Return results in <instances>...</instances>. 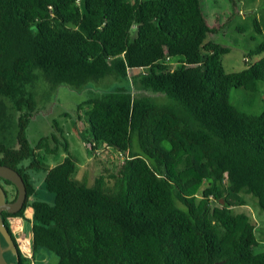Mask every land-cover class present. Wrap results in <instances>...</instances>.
I'll use <instances>...</instances> for the list:
<instances>
[{
    "label": "trees",
    "instance_id": "1",
    "mask_svg": "<svg viewBox=\"0 0 264 264\" xmlns=\"http://www.w3.org/2000/svg\"><path fill=\"white\" fill-rule=\"evenodd\" d=\"M215 30L201 0H0V163L18 169L28 190L3 217L17 245L9 217L31 222L36 264H47L45 252L57 256L50 264H264L254 222L234 209L250 194L264 211V111L230 100L233 87L259 91L264 54L227 71L230 48ZM263 52L264 42L248 57ZM129 68L167 100L120 86L78 105L90 152L101 143L119 150L120 168L77 178L66 137L64 159L46 163L27 132L37 94L129 77ZM40 168L51 201L35 195L29 170ZM0 179L16 199L17 186ZM211 197L227 200L212 207ZM18 249L20 264H31Z\"/></svg>",
    "mask_w": 264,
    "mask_h": 264
},
{
    "label": "rangeland",
    "instance_id": "2",
    "mask_svg": "<svg viewBox=\"0 0 264 264\" xmlns=\"http://www.w3.org/2000/svg\"><path fill=\"white\" fill-rule=\"evenodd\" d=\"M201 2L209 24L216 29L212 33L213 38L230 48L229 52L222 55L227 71L241 70L249 63H254L261 58L264 52L253 53L249 57L248 54L259 43L264 42V0H201ZM256 18L261 31L256 27ZM175 65L176 63H172V66ZM141 72L142 69L140 68H129V77L111 78L101 84L90 83L81 90L60 85L56 93L49 97L37 94L40 110L32 118L27 132L32 145L35 148L40 146L37 150L40 154L45 155L44 161L54 165L64 159L67 155L63 146L64 137H66L70 151L78 160L77 178L87 177L92 182L97 174L106 173L107 167L116 172L123 163L125 155L104 143L94 149L93 153L90 152L89 144L82 134V129L86 123L85 114L83 110L78 112V105L92 92H101L120 86L129 87L135 95L145 93L159 101H166L167 97L164 94L142 87L140 81L135 78ZM259 83L260 87L257 92L246 90L241 86L233 87L230 100L240 104L251 113L264 111V81ZM43 136H47V139L39 144ZM29 162L30 160H26L24 164L27 165ZM29 172L36 186L37 193L35 195L51 201L54 193L49 192L45 187L46 170L44 168L30 169ZM5 186L9 187L8 185ZM225 196L232 203L237 199L236 195L226 193ZM242 197L246 203L236 205L234 209L237 212H246L250 215L260 238V244L256 247V251L263 250L264 211L261 210L257 199L252 195L243 194ZM226 198L211 197L212 207L225 203ZM25 215L31 218V209L27 208ZM29 223L31 222L24 219L25 230L31 228ZM50 256V263L57 261L55 254L50 253ZM45 263L50 264L49 262Z\"/></svg>",
    "mask_w": 264,
    "mask_h": 264
},
{
    "label": "water",
    "instance_id": "3",
    "mask_svg": "<svg viewBox=\"0 0 264 264\" xmlns=\"http://www.w3.org/2000/svg\"><path fill=\"white\" fill-rule=\"evenodd\" d=\"M0 177L11 180L18 188L16 199L9 200L5 186L0 182V264H20L18 245L5 223L3 212H17L23 207L28 195L27 185L18 169L7 164L0 163ZM7 252L15 255V260H8Z\"/></svg>",
    "mask_w": 264,
    "mask_h": 264
},
{
    "label": "built area",
    "instance_id": "4",
    "mask_svg": "<svg viewBox=\"0 0 264 264\" xmlns=\"http://www.w3.org/2000/svg\"><path fill=\"white\" fill-rule=\"evenodd\" d=\"M24 219L25 218L22 216L9 217L13 232L18 242V248H20V250L25 256L32 259L31 264H36L35 260H33L32 233L30 229L25 230Z\"/></svg>",
    "mask_w": 264,
    "mask_h": 264
},
{
    "label": "crops",
    "instance_id": "5",
    "mask_svg": "<svg viewBox=\"0 0 264 264\" xmlns=\"http://www.w3.org/2000/svg\"><path fill=\"white\" fill-rule=\"evenodd\" d=\"M28 209H31V211H32V216H33V208L29 206ZM32 216H31V218H32ZM29 224H30V223H29ZM42 256L44 257V258H43V261H44V262H50V260H51V256H50V253H49V252L42 253ZM55 262H56V261H55ZM51 263H54V262H51Z\"/></svg>",
    "mask_w": 264,
    "mask_h": 264
},
{
    "label": "flooded vegetation",
    "instance_id": "6",
    "mask_svg": "<svg viewBox=\"0 0 264 264\" xmlns=\"http://www.w3.org/2000/svg\"><path fill=\"white\" fill-rule=\"evenodd\" d=\"M0 181L2 182L3 180L0 179ZM9 254V252L7 253V255Z\"/></svg>",
    "mask_w": 264,
    "mask_h": 264
}]
</instances>
